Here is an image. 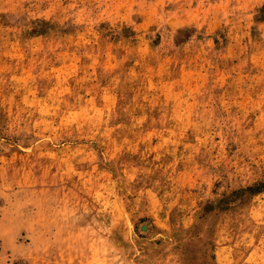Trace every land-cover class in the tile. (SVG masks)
<instances>
[{
    "label": "rangeland",
    "instance_id": "374dc122",
    "mask_svg": "<svg viewBox=\"0 0 264 264\" xmlns=\"http://www.w3.org/2000/svg\"><path fill=\"white\" fill-rule=\"evenodd\" d=\"M0 264H264V0H0Z\"/></svg>",
    "mask_w": 264,
    "mask_h": 264
}]
</instances>
